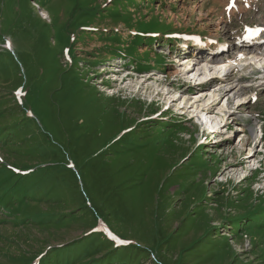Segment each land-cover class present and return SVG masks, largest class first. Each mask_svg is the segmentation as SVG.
Wrapping results in <instances>:
<instances>
[{"label":"rangeland","instance_id":"1","mask_svg":"<svg viewBox=\"0 0 264 264\" xmlns=\"http://www.w3.org/2000/svg\"><path fill=\"white\" fill-rule=\"evenodd\" d=\"M233 4L0 0V264H124L130 248L150 256L138 264H264V56L233 61L264 0ZM210 36L230 48L215 62ZM222 120L199 148L198 129ZM258 124L262 154L225 174L228 139Z\"/></svg>","mask_w":264,"mask_h":264},{"label":"bare ground","instance_id":"2","mask_svg":"<svg viewBox=\"0 0 264 264\" xmlns=\"http://www.w3.org/2000/svg\"><path fill=\"white\" fill-rule=\"evenodd\" d=\"M40 16L42 17V19H45L46 18L45 14L42 11L40 12ZM256 31H264V23H262L261 21H258L253 27L246 26V28L243 31L244 33L241 34V35H239L238 38H236V40L233 42V45H235L239 49V54H240L241 57H244L245 56V53H243V52H246V51H251V55H255L256 57H262V56H264V53H263L264 49L263 50L260 49L259 46H258V44L253 43L252 45H248L246 43V37H247V35L250 34V33H252V32H256ZM260 37H261V39H260V41H261L262 38H264V32L260 35ZM256 42H258V41H256ZM225 43H227V41H225L224 44ZM202 44H203V46H205V49L206 48L209 49L212 53L213 52L214 53H217L216 51H218V52L227 51V50L222 49L223 48L222 45H221V47H219V49H217V46L219 45V43L215 40V38L213 36L208 37L207 38V42H203ZM238 58H240V57H238ZM216 59H217V56H214L212 58V61L211 62L217 61ZM207 65H208V63H207ZM109 72H110L109 74H111V73L113 74V72H111V71H109ZM109 79L110 78H108L107 80H109ZM216 79H218V77L215 78V80ZM227 82H228V79L225 78V81L224 82H220L218 85H221L222 86L224 83H227ZM235 87H237V85ZM240 90L242 91V89H239L238 91L240 92ZM228 91H225V92H228ZM227 101L230 102L231 99L228 98ZM170 107H171V105H169L168 109ZM241 107H242V105H238L235 108L236 111H238L239 109H241ZM208 108L209 109H212L213 106L212 105L211 106H208ZM228 126L229 125H227V127ZM258 126H259L258 130H252L249 133V137L248 138L241 139L240 143L237 144V146H239L238 147V152H236V153L235 152H231L223 160V161H226V159H228V161H229V163L226 164L227 167L223 170V172L225 174L229 173L231 170L237 169L238 167H245V166H247L249 164V162H250V159L252 158V156L255 153H258V155H261L262 154V150H263V147H262V144H263V138H262L263 136H262V133L263 132H262L261 127H260L259 124H258ZM208 127H212V126L211 125H208ZM216 127H217V125H216ZM225 127H226V124L223 126V128H225ZM208 141L209 140H207L206 142H208ZM252 142H254V146L253 147L251 146V143ZM226 143H228V142H226ZM239 156L241 157V160L240 161L237 160V158Z\"/></svg>","mask_w":264,"mask_h":264},{"label":"trees","instance_id":"3","mask_svg":"<svg viewBox=\"0 0 264 264\" xmlns=\"http://www.w3.org/2000/svg\"><path fill=\"white\" fill-rule=\"evenodd\" d=\"M1 180V179H0ZM4 181V180H3ZM7 180L5 179V182H6ZM25 183H27V185L25 186V187H20V189L15 193V194H17V193H19V192H21L22 194H26L27 195V189H28V187L30 186L31 187V183L28 181V182H25ZM13 186H15L14 184H12ZM12 186V187H13ZM15 191V190H14ZM14 191H10V192H14ZM8 193H9V191H7ZM25 197V196H24ZM28 197V196H27ZM8 201H9V199L7 198V197H5V198H3V199H0V205L1 204H7L8 203ZM8 205V204H7ZM94 219V218H93ZM95 220V219H94ZM98 234H93V235H91L90 237H88L87 238V241H91V240H93V239H95V237L97 236ZM82 244V243H81ZM81 244H79V245H81ZM79 245H77V246H79ZM80 247H82L83 249H84V245H81ZM79 249V248H78ZM130 250H131V252H129L127 255L126 254H124V253H120L119 252V250H117V251H114V252H112V250L109 252V256L110 255H114V254H118V252H119V255L121 256V258H122V261H123V263L124 264H138V263H140V262H142V260L143 259H148V258H150V256L146 253V251L145 250H143V249H138V248H130ZM57 253H58V251L57 252H54L53 253V255H57ZM114 253V254H113ZM74 257V256H73ZM75 258H76V256H75ZM74 258V259H75ZM74 259H71V257H67V258H64L63 260H67V261H70V260H74ZM108 261H110L111 263H113V260H109V258H106ZM88 263L87 264H93V263H95L96 261H94L92 258H88ZM107 261H102L101 263L102 264H105ZM69 264V262H66V264ZM33 264H38V262L36 261L35 263H33Z\"/></svg>","mask_w":264,"mask_h":264},{"label":"snow or ice","instance_id":"4","mask_svg":"<svg viewBox=\"0 0 264 264\" xmlns=\"http://www.w3.org/2000/svg\"><path fill=\"white\" fill-rule=\"evenodd\" d=\"M232 6H234L233 0H229V7H232Z\"/></svg>","mask_w":264,"mask_h":264}]
</instances>
